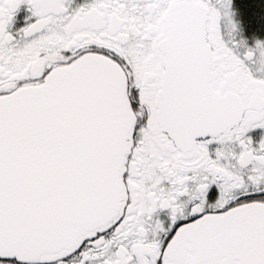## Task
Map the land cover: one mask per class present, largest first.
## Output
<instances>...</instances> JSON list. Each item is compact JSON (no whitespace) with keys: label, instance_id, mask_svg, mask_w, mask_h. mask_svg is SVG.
I'll return each instance as SVG.
<instances>
[{"label":"snow or ice","instance_id":"snow-or-ice-1","mask_svg":"<svg viewBox=\"0 0 264 264\" xmlns=\"http://www.w3.org/2000/svg\"><path fill=\"white\" fill-rule=\"evenodd\" d=\"M0 264H264V0H0Z\"/></svg>","mask_w":264,"mask_h":264}]
</instances>
